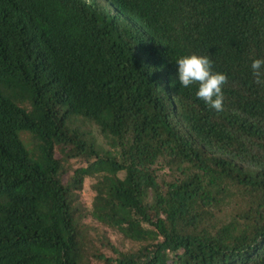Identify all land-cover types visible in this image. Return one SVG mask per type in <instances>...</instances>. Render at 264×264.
Listing matches in <instances>:
<instances>
[{"label":"trees","instance_id":"trees-1","mask_svg":"<svg viewBox=\"0 0 264 264\" xmlns=\"http://www.w3.org/2000/svg\"><path fill=\"white\" fill-rule=\"evenodd\" d=\"M256 58L264 0H0V264H264Z\"/></svg>","mask_w":264,"mask_h":264},{"label":"clouds","instance_id":"clouds-1","mask_svg":"<svg viewBox=\"0 0 264 264\" xmlns=\"http://www.w3.org/2000/svg\"><path fill=\"white\" fill-rule=\"evenodd\" d=\"M178 81L184 88L198 85L196 97L217 113L224 110V86L228 83L225 73L213 70V61L207 55H185L176 60ZM252 74L257 84H264V59L256 58L251 63Z\"/></svg>","mask_w":264,"mask_h":264},{"label":"rangeland","instance_id":"rangeland-1","mask_svg":"<svg viewBox=\"0 0 264 264\" xmlns=\"http://www.w3.org/2000/svg\"><path fill=\"white\" fill-rule=\"evenodd\" d=\"M21 137L23 138L24 134H21ZM92 185H93L92 180L87 181L86 184L84 185L83 192H82L85 207H87V208H90V204H91L92 199L94 197V193L92 191ZM113 240L116 241L115 238H113ZM131 248H134V246L132 245Z\"/></svg>","mask_w":264,"mask_h":264}]
</instances>
